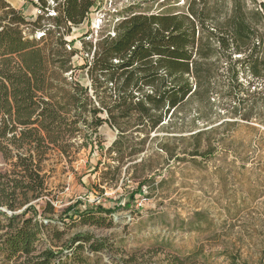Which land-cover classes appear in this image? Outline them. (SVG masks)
<instances>
[{"label":"trees","instance_id":"trees-1","mask_svg":"<svg viewBox=\"0 0 264 264\" xmlns=\"http://www.w3.org/2000/svg\"><path fill=\"white\" fill-rule=\"evenodd\" d=\"M25 1L40 10L34 21L0 0V152L13 160L12 170L0 172V264H125L89 263L84 245L98 252L104 244L87 234L69 238L65 248L38 247L46 225L37 215L52 211L46 201L41 211L30 204L46 191L38 164L42 148L86 128L90 143L103 149L97 128L107 122L117 131L107 152L123 164L146 150L152 131L181 132L194 126L179 117L187 106L203 122L217 118L211 115L213 105L249 120L264 105V4L189 0L185 12L131 13L113 36L94 43L82 37V50L91 57L79 68L90 81L96 107L89 87L71 75L67 81L65 75L72 73L71 57L77 52L66 35L87 19L95 0ZM43 19L48 22L42 24ZM28 27L35 36H28ZM240 73L263 82L241 83ZM68 84L71 88L65 89ZM140 133L144 136L134 141ZM199 135L190 136L197 145ZM159 145L168 150L165 143ZM88 213L81 216L91 219ZM173 260L183 264L178 257Z\"/></svg>","mask_w":264,"mask_h":264},{"label":"rangeland","instance_id":"rangeland-1","mask_svg":"<svg viewBox=\"0 0 264 264\" xmlns=\"http://www.w3.org/2000/svg\"><path fill=\"white\" fill-rule=\"evenodd\" d=\"M188 1L95 0L87 19L66 35L77 51L71 57L72 73L65 74L67 81L71 75L81 85H90L85 70L79 68L91 57L82 50V37L94 43L114 33L131 13H182ZM7 2L28 21L39 13L28 1ZM25 32L35 34L31 27ZM239 81L263 82L243 73ZM88 93L98 107L90 87ZM219 112L221 116L216 115ZM225 113L213 105L211 115L217 118L203 122L187 106L179 117L194 126L181 132L152 131L146 150L123 164L112 159L114 152H107L117 132L107 122L97 128L103 149L90 143L91 130L85 126L73 138L45 144L38 164L46 191L30 204L41 211L46 201L52 211L37 215L46 225L38 247L65 248L69 238L87 234L104 244L98 252L84 245L82 254L89 263L100 259L173 264L178 257L183 264H264V105L256 107L249 120ZM197 132L198 145L190 138ZM143 136L134 135L133 140ZM12 161L0 152V172L12 170ZM99 207L112 212H100ZM86 211L91 219L81 216Z\"/></svg>","mask_w":264,"mask_h":264},{"label":"built area","instance_id":"built-area-1","mask_svg":"<svg viewBox=\"0 0 264 264\" xmlns=\"http://www.w3.org/2000/svg\"><path fill=\"white\" fill-rule=\"evenodd\" d=\"M37 12H40V10L38 9V10H37ZM97 21H98V22H101V18H99ZM109 35L113 36V35H114V33L112 32V33H111V34H109Z\"/></svg>","mask_w":264,"mask_h":264},{"label":"water","instance_id":"water-1","mask_svg":"<svg viewBox=\"0 0 264 264\" xmlns=\"http://www.w3.org/2000/svg\"><path fill=\"white\" fill-rule=\"evenodd\" d=\"M25 207H23L21 210H19V212H21ZM17 212V213H19ZM8 214H10L11 212L10 211H7Z\"/></svg>","mask_w":264,"mask_h":264}]
</instances>
